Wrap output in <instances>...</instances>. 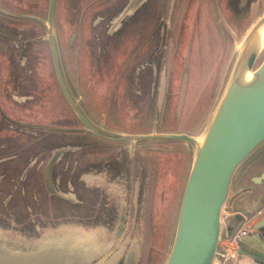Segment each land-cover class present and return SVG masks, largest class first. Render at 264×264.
Segmentation results:
<instances>
[{"label": "rangeland", "instance_id": "rangeland-1", "mask_svg": "<svg viewBox=\"0 0 264 264\" xmlns=\"http://www.w3.org/2000/svg\"><path fill=\"white\" fill-rule=\"evenodd\" d=\"M48 1L0 0V249L12 252L3 247L6 241L36 250L35 243L53 230L63 246L55 257L19 251L14 261L0 255V264H164L194 146L180 140L113 142L89 132L55 77L46 37ZM262 14L264 0H56L54 36L69 91L95 126L200 140L245 36ZM263 58L264 47L254 68ZM59 148L66 151L52 182L71 200L45 186V166ZM263 169L264 145L233 175L226 226L238 227L228 213L233 190L252 189L250 176ZM138 227L140 243L134 239ZM109 232L113 238L103 244ZM68 239L76 242L72 255L64 245ZM80 239L89 247L94 241L100 251L93 254L91 245L92 253L80 258Z\"/></svg>", "mask_w": 264, "mask_h": 264}, {"label": "water", "instance_id": "water-1", "mask_svg": "<svg viewBox=\"0 0 264 264\" xmlns=\"http://www.w3.org/2000/svg\"><path fill=\"white\" fill-rule=\"evenodd\" d=\"M55 4L56 0L48 1L46 14V37L53 69L66 103L82 125L97 137L113 142L180 140L194 146L173 241L164 264H213L223 233L222 215L233 175L249 156L264 145V58L254 68L263 48L260 34L264 29V14L246 34L220 98L200 140H197L187 134H119L95 126L76 104L62 72L54 36ZM64 151L66 148H59L52 153L45 166L44 181L49 193L71 200L57 191L52 182V170ZM263 181L264 171L251 178L254 185H261ZM260 197L248 207L241 205L240 200L234 202L235 223L257 215L256 209L264 204V192ZM232 228L227 226L226 230ZM237 253L247 256L251 264H264V215L252 231L239 240Z\"/></svg>", "mask_w": 264, "mask_h": 264}, {"label": "crops", "instance_id": "crops-1", "mask_svg": "<svg viewBox=\"0 0 264 264\" xmlns=\"http://www.w3.org/2000/svg\"><path fill=\"white\" fill-rule=\"evenodd\" d=\"M258 173H253L250 176V178H252L253 176L258 175ZM244 187L245 188H242V187L236 188L232 192V194H234V196H233L232 202L230 204V209H229L228 213H229V216L232 215L233 222H235L234 218H233V215L236 212V209L234 208V202L236 200H240L242 202L241 205H243L245 207H248L249 205H251L252 203L257 201L258 199H260L261 198L260 196L264 192V184H261V185H256L255 187H252L251 192H247L246 196L241 195L240 197H238L239 192H243L246 189L248 191H250V188L248 186H244ZM256 212H257V215L252 217L250 219V221H249V224H250V230L249 231H252L253 226L256 225V223H258V221L260 219H262V217L264 215V204H262L259 208H257ZM246 219H247V217L244 218L242 221H245ZM241 222L237 223L238 226L241 224ZM228 226H232V225H228ZM226 227L227 226H225V230H226ZM80 240L85 243L84 250L82 251V254L80 256V258H81V257H86L85 255H89L90 251H89V246H88L87 241L84 240V239H80ZM30 242H34V241L30 240L29 243ZM75 243H76L75 241H72L70 239H68L64 243L65 247L68 248V252L67 253L71 252L70 255H72V251L77 249L76 246H75ZM5 244H7L6 241H4L3 247L7 248L8 250H11L12 252H7L4 249H0V255H7V256H9V258L11 257L14 261H17L16 259L18 258V255H20L18 253L19 251H20V253L23 256H28V257H33V256H35L37 254H41V253H46V254H49L48 256L55 257V256L59 255V252H60V250H61V248L63 246L62 245L63 243L61 241H59V239H57L55 230L50 231L49 234L47 235V237L45 236L43 239H39V241H37L35 243L36 244V250H35L34 247H30V245H28L25 248H23V247L20 248V247H18V245H17V247H15V246H9V243L6 246H5ZM30 248H32V250ZM23 251H24V253H23ZM32 251H34V252H32ZM28 252H32V253L26 254ZM70 262H74V261L72 260V261L66 262V264H68ZM226 264H251V260H249L248 257L245 256V255L236 253V255L233 258H231L229 261L226 262Z\"/></svg>", "mask_w": 264, "mask_h": 264}, {"label": "built area", "instance_id": "built-area-1", "mask_svg": "<svg viewBox=\"0 0 264 264\" xmlns=\"http://www.w3.org/2000/svg\"><path fill=\"white\" fill-rule=\"evenodd\" d=\"M224 214L222 215L223 231H226ZM249 221L250 219L247 218L236 229L232 228L230 231H226L224 236L222 233L220 243L216 249L214 264H226L227 261L236 255L239 240L245 237L250 230Z\"/></svg>", "mask_w": 264, "mask_h": 264}, {"label": "flooded vegetation", "instance_id": "flooded-vegetation-1", "mask_svg": "<svg viewBox=\"0 0 264 264\" xmlns=\"http://www.w3.org/2000/svg\"><path fill=\"white\" fill-rule=\"evenodd\" d=\"M23 16H21V18H26V19H28V14H24V13H21ZM25 15V16H24ZM169 40H171L170 42H173V34L171 33V35H170V37H169ZM10 62V65L12 66L13 65V62L12 61H8V63ZM4 77H6L7 79H8V77H7V74L4 76ZM1 82L3 83V79L1 80ZM4 85V84H3ZM7 85H8V81H7ZM2 87H4V86H2V85H0V92H1V88ZM0 115L2 116V117H4V111L0 108ZM143 149H145L146 151H157V152H159L158 150H161L160 148H153V147H143ZM135 156V155H134ZM134 156H133V158H134ZM264 171V169L263 170H261L259 173H258V175L260 174V173H262ZM263 183H264V181H263ZM255 187V186H254ZM138 190V189H137ZM251 190L252 189H250V191H247V192H251ZM127 217V216H126ZM123 221L125 220L124 218L122 219ZM135 221H133V223H134ZM129 227H130V224H128V229H129ZM233 227V226H232ZM250 231H248V233H249ZM134 233H136V235H137V237H135L134 239L135 240H137V242H141V239H142V237H141V235L139 234V227H138V229H136L135 230V232ZM247 233V234H248ZM119 234V233H118ZM117 234V235H118ZM116 235V233H115V236H117ZM126 235H128V237H130V236H132L133 234H131L130 232H129V234H126ZM105 237H103V240H102V242H103V244H105V242L104 241H107V242H109L110 241V239L111 238H113V234L111 233V232H109V234H107V236L106 235H104ZM140 240V241H139ZM89 244H90V247H91V245L92 246H94L93 244H94V241H89ZM139 246V245H138ZM90 247H89V251L90 250H92V247H91V249H90ZM94 248H95V251H92L93 253L94 252H96L97 250L99 251V248H97V247H95L94 246ZM91 252V251H90ZM125 260V259H124Z\"/></svg>", "mask_w": 264, "mask_h": 264}, {"label": "bare ground", "instance_id": "bare-ground-1", "mask_svg": "<svg viewBox=\"0 0 264 264\" xmlns=\"http://www.w3.org/2000/svg\"><path fill=\"white\" fill-rule=\"evenodd\" d=\"M121 17V16H120ZM119 19V18H118ZM117 21V20H116ZM116 25V24H115ZM260 38H261V46L262 47H264V29H263V31L261 32V34H260ZM201 137V136H200ZM197 140H199L198 138H197ZM65 243V242H64ZM98 245V244H97ZM5 248V247H4ZM64 248V247H63ZM95 249V248H94ZM93 249V250H94ZM107 249V248H106ZM65 250V249H64ZM91 251V250H90ZM95 251V250H94ZM100 251V250H99ZM92 253V252H91ZM94 254V253H93ZM100 254V253H99ZM103 254V253H102ZM110 255V254H109ZM127 255V254H126ZM17 256V255H16ZM18 256H20V255H18ZM95 256V255H94ZM132 256V255H131ZM131 256H129V257H131ZM25 257V256H24ZM80 257V256H79ZM111 257H112V255H111ZM72 258V257H71ZM108 258V257H107ZM132 258V257H131ZM69 259V258H68ZM93 259V258H92ZM92 259H90L91 261H92ZM96 260V259H95ZM116 260V259H115ZM133 260V259H132ZM71 261V260H70ZM129 262V261H128ZM133 262V261H132ZM115 263V262H114ZM79 264H81V262L79 263ZM91 264H93V263H91ZM213 264H214V262H213Z\"/></svg>", "mask_w": 264, "mask_h": 264}]
</instances>
